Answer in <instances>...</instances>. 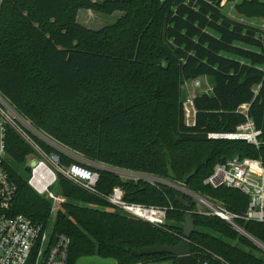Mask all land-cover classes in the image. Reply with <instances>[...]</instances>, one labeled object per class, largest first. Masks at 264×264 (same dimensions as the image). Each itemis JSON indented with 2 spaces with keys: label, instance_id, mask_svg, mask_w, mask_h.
Returning <instances> with one entry per match:
<instances>
[{
  "label": "trees",
  "instance_id": "trees-1",
  "mask_svg": "<svg viewBox=\"0 0 264 264\" xmlns=\"http://www.w3.org/2000/svg\"><path fill=\"white\" fill-rule=\"evenodd\" d=\"M221 1L0 0V92L63 146L162 180L129 181L101 170V192L110 194L119 185L129 202L173 208L165 224L155 226L106 210L104 200L60 177L55 189L67 202L52 231L71 238L69 264L93 255L118 264H177L169 253L138 257L133 250L181 242L188 212L195 219L189 242L199 264H264L254 242L223 220L195 211V201L169 184H184L242 214L249 204L245 193L204 181L216 163L234 155L264 164V29L229 16ZM83 8L124 14L94 29L79 22ZM235 9L264 17V0H241ZM200 76L211 78L213 90L195 96L196 123L188 125L182 85ZM243 103L250 104L261 131L259 145L211 137L236 131L245 120ZM6 152V170L18 187L13 211L47 226L52 203L29 185L32 148L12 128ZM61 159L73 163L66 155ZM237 222L264 243V223Z\"/></svg>",
  "mask_w": 264,
  "mask_h": 264
},
{
  "label": "built area",
  "instance_id": "built-area-1",
  "mask_svg": "<svg viewBox=\"0 0 264 264\" xmlns=\"http://www.w3.org/2000/svg\"><path fill=\"white\" fill-rule=\"evenodd\" d=\"M241 0L229 2L222 0L224 10L228 5L235 7ZM229 16H233L230 10ZM264 29V25L260 26ZM201 87V81H195ZM213 88L203 93H211ZM195 96H189L183 102L185 120L188 125H195L197 108ZM249 103H243L239 108L245 117L244 122L237 126L234 132H212L213 138H227L245 140L250 144L259 145L260 130L257 129L253 118L249 114ZM14 129L32 148L27 164L31 168L29 185L41 196L51 201V218L62 209L67 198L59 193L55 186L60 177H64L74 185L84 189L93 196L99 197L111 206L128 215L149 222L155 226L165 224L169 210L172 207L149 205L129 202L121 186H115L110 194L101 192L97 186L101 177V170L116 173L123 179L138 181L144 179L152 183L162 180L146 174L117 169L106 165H97L90 160L77 159L74 152L68 150L57 140L43 134L42 131L29 125L25 119L0 92V264H69L71 238L66 234L53 236V231L23 213H15L13 205L18 187L9 176L5 161L7 129ZM45 145L53 151H48ZM61 154L73 160L65 164ZM36 161L35 166H31ZM195 201V211L204 215L219 218L229 226L249 238L261 250L264 243L247 232L237 220L264 223V164L259 158L241 157L234 155L223 162L215 164L213 172L205 179V184L214 187L226 186L241 190L249 197V204L242 214L231 212L225 205L219 204L206 196L200 195L187 188L184 184H171ZM48 221V223H49ZM187 240L184 234L181 241ZM136 264H152L139 262Z\"/></svg>",
  "mask_w": 264,
  "mask_h": 264
},
{
  "label": "rangeland",
  "instance_id": "rangeland-1",
  "mask_svg": "<svg viewBox=\"0 0 264 264\" xmlns=\"http://www.w3.org/2000/svg\"><path fill=\"white\" fill-rule=\"evenodd\" d=\"M94 1L102 2L104 0H94ZM231 6H232L231 4L228 5L225 8V12L227 13V11L230 10V13L233 14L232 17H234V18H236L238 20H241L243 22L253 23L254 25L261 26V24H264V17H257V16L256 17H247L244 14H241L238 11V9H235V7L233 8ZM123 14H124V12L122 10H115L113 13L108 14V13L98 12V11H95V10H92V9L83 8V9L79 10L78 20H79V22L83 23L87 27L94 28V29H99V28H102V27H104L106 25L113 24L121 16H123ZM196 79L201 81V87H197L195 85ZM212 88H213L212 81H211V78H209L208 76H200V77H197V78H194V79H187V80L184 81V83L182 85V96H183V99H187L189 96H196L198 94L206 92L207 90L211 91ZM21 116L25 119V122H27L29 125H31L32 127L36 128L37 130L40 131V129L38 127H36V125L34 124V122L32 120L27 119L22 114H21ZM43 134L48 135L45 132H43ZM49 137L52 138L51 136H49ZM65 148L70 150V151H72V152H74L77 159L78 158L82 159V160L86 159V160L92 161L93 163H95L97 165H99V164L103 165L100 162H97L95 160H92V159L86 157L82 153H79V152L74 151L72 149H69L67 147H65ZM24 169H25V164L21 165L20 171L23 172ZM204 183H205V181H204ZM212 187H214V186H212ZM214 188H216V187H214ZM56 190L59 192V188H57ZM216 202H218L219 204L225 205L223 202H221L219 200L216 201ZM106 203L108 204V202H106ZM103 208H105L106 210H109V211H114V210L118 211L117 208L111 206L110 204L104 206ZM53 223H54V220H52V219L48 223V227L51 230L53 229ZM256 252H257L258 255H260L261 257L264 258V250H260V251H256ZM77 264H118V262L117 261L115 262V259H113V258H104V257L98 256V255H93V256L82 257L81 259H79ZM133 264H136V263H133Z\"/></svg>",
  "mask_w": 264,
  "mask_h": 264
},
{
  "label": "water",
  "instance_id": "water-1",
  "mask_svg": "<svg viewBox=\"0 0 264 264\" xmlns=\"http://www.w3.org/2000/svg\"><path fill=\"white\" fill-rule=\"evenodd\" d=\"M36 161H32L31 166H35ZM134 181V180H129ZM181 202L185 206H189V202L185 200L183 197L181 198ZM195 230V219L193 213H186L184 223H183V234L186 239H189L192 233ZM133 253L138 257H143L145 255H153V254H162L169 253L176 257L177 264H199L198 260L192 253V245L187 240H183L178 244H164L157 246H148L143 247L141 249L133 250Z\"/></svg>",
  "mask_w": 264,
  "mask_h": 264
},
{
  "label": "crops",
  "instance_id": "crops-1",
  "mask_svg": "<svg viewBox=\"0 0 264 264\" xmlns=\"http://www.w3.org/2000/svg\"><path fill=\"white\" fill-rule=\"evenodd\" d=\"M261 25H264V24H261ZM115 262H116V260H115Z\"/></svg>",
  "mask_w": 264,
  "mask_h": 264
}]
</instances>
